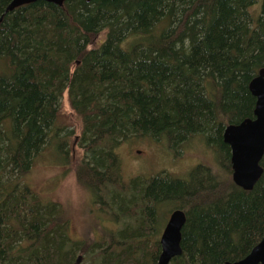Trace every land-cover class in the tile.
Returning <instances> with one entry per match:
<instances>
[{
  "label": "trees",
  "instance_id": "16d2710c",
  "mask_svg": "<svg viewBox=\"0 0 264 264\" xmlns=\"http://www.w3.org/2000/svg\"><path fill=\"white\" fill-rule=\"evenodd\" d=\"M11 2L0 0V264H158L175 210L187 222L171 264L247 257L264 238V158L255 188L237 187L222 173L223 132L254 118L264 0L38 1L8 13ZM65 93L83 126L78 180L112 225L98 219L92 238H73L62 205L27 180L51 141L69 155ZM196 137L222 153L221 172L123 181L118 149L131 139L176 148Z\"/></svg>",
  "mask_w": 264,
  "mask_h": 264
},
{
  "label": "rangeland",
  "instance_id": "374dc122",
  "mask_svg": "<svg viewBox=\"0 0 264 264\" xmlns=\"http://www.w3.org/2000/svg\"><path fill=\"white\" fill-rule=\"evenodd\" d=\"M104 37L105 35L102 34L98 38L95 47L103 42ZM57 127L64 130L62 133L64 136L72 132L67 139L69 143L67 159L62 153H58L55 141H51L50 147L37 158L33 171L27 179L28 184H31L43 199L62 205L71 222L73 238L82 239L85 235L92 238L97 225L95 222L99 219L107 223L109 220L99 212L94 204L93 194L79 182L77 177V168L84 154L78 147L83 126L78 115L71 109L67 93L61 100ZM206 143L201 137H196L173 148L166 140L133 138L118 149L122 179L128 183L136 177L151 178L159 174H168L174 178L188 180L189 174L200 165L221 172L218 159L222 157V153L219 150L216 153ZM222 173L224 177L232 180V175L226 174V170ZM74 203L78 207H74ZM170 213L168 212V216ZM106 223L105 227L112 226ZM162 233L163 229L160 238Z\"/></svg>",
  "mask_w": 264,
  "mask_h": 264
},
{
  "label": "water",
  "instance_id": "95a60500",
  "mask_svg": "<svg viewBox=\"0 0 264 264\" xmlns=\"http://www.w3.org/2000/svg\"><path fill=\"white\" fill-rule=\"evenodd\" d=\"M44 1L58 7H63L66 0H12L6 9L10 13L26 5ZM117 1V0H85ZM2 18L0 19V23ZM249 91L256 99L254 118H248L238 124L225 127L223 142L231 151L232 180L244 191H252L263 175L261 162L264 158V68L252 79ZM187 222L186 213L175 210L160 238L161 254L158 264H171L182 256V230ZM227 264H264V238L244 259Z\"/></svg>",
  "mask_w": 264,
  "mask_h": 264
},
{
  "label": "clouds",
  "instance_id": "9594fccd",
  "mask_svg": "<svg viewBox=\"0 0 264 264\" xmlns=\"http://www.w3.org/2000/svg\"><path fill=\"white\" fill-rule=\"evenodd\" d=\"M73 206H74V207H78V205H77V204H75V203H74V205H73Z\"/></svg>",
  "mask_w": 264,
  "mask_h": 264
}]
</instances>
